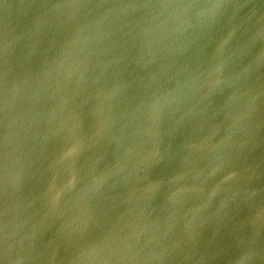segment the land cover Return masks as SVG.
<instances>
[{"label": "water", "instance_id": "water-1", "mask_svg": "<svg viewBox=\"0 0 264 264\" xmlns=\"http://www.w3.org/2000/svg\"><path fill=\"white\" fill-rule=\"evenodd\" d=\"M0 264H264V0H0Z\"/></svg>", "mask_w": 264, "mask_h": 264}]
</instances>
